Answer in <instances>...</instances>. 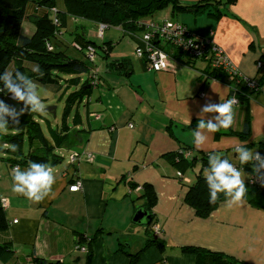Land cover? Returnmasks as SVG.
<instances>
[{"label":"crops","instance_id":"obj_1","mask_svg":"<svg viewBox=\"0 0 264 264\" xmlns=\"http://www.w3.org/2000/svg\"><path fill=\"white\" fill-rule=\"evenodd\" d=\"M229 7L235 17L215 20L191 11L187 20L181 17L177 22L220 47L243 76L260 78L264 0H237ZM199 21L203 26H196ZM107 39L114 42L113 49L126 42L125 55L111 58H127L132 71L120 73L107 60H96L93 88L83 101L84 127L68 130L67 140L58 148L68 159L18 170L0 162V194L12 221L4 238L11 239L21 259L35 252L63 264H86V252L76 247L80 241L86 245L83 237L95 238L92 264H130L125 251L137 253L147 236V225L134 221L144 206L133 187L151 183L158 197L153 210L155 226L160 227L157 237L165 246L146 248L137 264H205L195 254L182 252L183 246L264 264V209L232 197L209 217L198 216L185 202L188 186L177 172H183L186 183L192 182L199 167L175 165L167 158V153L185 145L193 150L192 156L216 151L236 160L246 144L254 152L264 139V86L248 104L235 103L225 82L203 81L201 69L207 67L203 61L197 67L170 61L168 69L155 71L136 54L140 37L120 30L118 37ZM247 111L251 137L246 141L236 135L217 140L206 126L190 127L196 120L228 122L239 131ZM74 185L76 191L70 189Z\"/></svg>","mask_w":264,"mask_h":264},{"label":"trees","instance_id":"obj_2","mask_svg":"<svg viewBox=\"0 0 264 264\" xmlns=\"http://www.w3.org/2000/svg\"><path fill=\"white\" fill-rule=\"evenodd\" d=\"M236 1L201 0L185 4L181 0H0V162L15 170L21 166L40 168L59 162L63 154L58 148L67 140L68 130L84 127L83 101L93 88L91 80L96 60L103 58L112 70L131 74L132 65L127 58H111L114 42L105 38V31L103 35L99 34L100 25H104L105 30L118 27L124 34L137 35L145 53L150 47L159 48L170 61H180L191 67H197V63L203 61L207 66L201 69L200 77L204 82L223 81L238 103L248 104L262 90L264 72L256 79V86L251 87L247 77L238 70L230 71L213 63V42L204 54H191L179 43V35L162 29L166 21L178 23L174 18L182 12L204 13L215 20L229 14L235 17L229 6ZM167 9L171 14L168 18L158 16ZM146 33H151L150 40H144ZM90 49L95 53L94 59L89 57ZM34 84L55 87L59 98L65 100L60 123L44 116L30 102L31 97L25 98L19 110L14 108L12 100L18 99V92L26 91ZM199 126L212 129L217 140L224 135H236L244 141L251 137L248 111L239 131L233 130L228 122L214 125L196 120L190 124L191 128ZM249 148L247 144L242 146L236 160L227 154L217 155L216 151L192 156L193 150L186 145L167 153V158L175 165L199 167L192 182L186 183L183 172H177V177L188 186L185 202L198 216L209 217L221 203L232 197H241L264 209V193L251 184L253 177H264L261 174L264 170V139L258 142L254 152ZM231 165L235 167L234 172ZM221 166L227 168L224 178L220 176ZM135 188L139 194L136 199L143 201L153 220L146 226L143 247L137 253L125 251L130 256V264H137L139 254L146 248L156 245L163 250L165 246V241L157 237L153 227V210L158 199L154 186L144 183L142 188ZM11 222L0 194V264H63L58 259L37 256L35 252L21 259L11 239L3 236ZM94 239L83 237L86 264H92ZM81 242L77 250H80ZM181 250L195 254L198 260L204 259L205 264H250L235 256L196 246H183Z\"/></svg>","mask_w":264,"mask_h":264},{"label":"built area","instance_id":"obj_3","mask_svg":"<svg viewBox=\"0 0 264 264\" xmlns=\"http://www.w3.org/2000/svg\"><path fill=\"white\" fill-rule=\"evenodd\" d=\"M162 29L164 30V32L175 33L176 35H179L178 36L179 43H181L189 52H191V54L192 53L204 54L206 52V47L210 43H212L210 39L203 38L196 34L190 33V31L187 29L186 26H183L182 24H179V23H173L170 21H166L163 24ZM104 31H105V26L100 25L99 34L103 35ZM150 37H151V33H146L144 35V40L146 41L150 40ZM212 53H213L212 59L215 65L223 66L230 71H237L236 67L234 66L230 58L224 53V51L220 47L213 44ZM136 54L139 57H144L149 65V68L152 70L161 71V70L169 68L170 60L167 54L164 51L160 50L159 48L154 49L153 47H150L147 50V53H145V50L143 49V47L138 46L136 48ZM89 57L91 59L95 58V53L93 49H90ZM262 63H263L262 61H259L260 67L262 66ZM246 80L248 81L249 86L251 87L256 86L255 78L247 77ZM233 101L235 103H238V100L235 98H233ZM231 171L233 172L235 171L234 165H231ZM179 174L181 173L179 172ZM251 184L254 186H258L259 189L262 190V192L264 193V177L262 175H257L253 177V179L251 180ZM70 189L73 191H76L78 189V185L71 186ZM4 205H5V201H4ZM14 222H17V219L14 220ZM80 250L86 251V245H80Z\"/></svg>","mask_w":264,"mask_h":264},{"label":"rangeland","instance_id":"obj_4","mask_svg":"<svg viewBox=\"0 0 264 264\" xmlns=\"http://www.w3.org/2000/svg\"><path fill=\"white\" fill-rule=\"evenodd\" d=\"M165 11L168 12V13L170 12L169 9H167ZM166 12H161L158 16L160 17L161 15L165 14ZM187 15L189 17L190 14H188V13H186L185 15L179 14L174 19L176 21H181L182 18H184V20H187L186 19ZM202 17H204V16H202ZM71 24H73V23L71 22V19L69 18V25H71ZM200 25L203 26L202 21H199L196 26L198 27ZM30 28H32V27H30ZM119 31H120V29L118 27L107 28L105 30V38L109 37L110 35L118 37ZM100 39H97V40L101 41ZM126 51H127L126 42L122 41L120 44L116 45V47L112 51V54H113V56H115L117 53H121V54L125 55ZM133 52H135V50ZM123 55H121V56H123ZM100 60H103V59L100 58ZM84 77H86V74H84ZM35 87H37V90H35L34 93L31 95L30 102H32L34 105H36V108L44 116H46L47 118L51 119L55 123L58 122V121H61L65 100L63 98L62 99L59 98V94L56 92V89L53 86H44V85L34 84V85H31V88L27 89L26 91H19L18 92V99L17 100H12L14 108L19 110L21 105L24 104V102L26 101L25 97L28 94V91L29 90H33ZM54 112H55V114H54ZM82 112H83V114L85 116V107L84 106L82 107ZM63 157H65V155H63ZM67 159H68V157L66 156L65 160H67ZM215 164L216 163H214V166H216ZM226 173H227V168L224 167V166H221L220 167V176H221V178L226 177ZM261 174H264V170H263V173H261ZM241 175H243V173H241ZM152 220L153 219H151V222H152ZM155 225H156V223L153 222V227L156 230V234L158 235L160 227L159 226L157 227ZM156 227H157V229H156Z\"/></svg>","mask_w":264,"mask_h":264},{"label":"water","instance_id":"obj_5","mask_svg":"<svg viewBox=\"0 0 264 264\" xmlns=\"http://www.w3.org/2000/svg\"><path fill=\"white\" fill-rule=\"evenodd\" d=\"M35 90H37V87H35L33 90H29L25 98L29 99ZM151 219H152L151 214L149 213L148 210L144 209L143 207L139 211H137L134 215V221L144 225L149 224Z\"/></svg>","mask_w":264,"mask_h":264}]
</instances>
